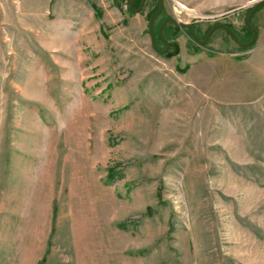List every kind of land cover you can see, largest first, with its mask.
<instances>
[{"label": "rangeland", "instance_id": "1", "mask_svg": "<svg viewBox=\"0 0 264 264\" xmlns=\"http://www.w3.org/2000/svg\"><path fill=\"white\" fill-rule=\"evenodd\" d=\"M129 3L0 0V264H264V4Z\"/></svg>", "mask_w": 264, "mask_h": 264}, {"label": "water", "instance_id": "2", "mask_svg": "<svg viewBox=\"0 0 264 264\" xmlns=\"http://www.w3.org/2000/svg\"><path fill=\"white\" fill-rule=\"evenodd\" d=\"M136 0H130L129 3V7L130 10L132 12H141L145 6L146 0H141L140 2V6L138 9L134 8V3ZM264 4V0H259L257 1V3L254 5V7H252V9L249 11L247 18H246V23L248 25V27L251 29L252 31V37L249 41L247 42H243L239 39L237 33L227 24V23H223V22H219L214 24L212 27L209 28V30L207 31L205 37L203 40H200L197 34V30L195 28V26L193 24L190 23H184V22H180L175 18H168L166 19L159 27V35L162 37L163 41L166 44L165 49H161L158 47V45L156 44V40H155V30H154V23H155V19L157 18V16L161 13L163 7H164V0H159V7L158 9L151 15L150 19H149V31H150V35H151V39H152V45L153 47L161 52V53H166L169 49V41L166 39V37L164 36V28L168 25H174L176 27L179 28H187L191 31L192 37L194 39V41H196V43L200 44V45H204L209 37L212 35V33L217 30V29H224L233 39L234 41L240 45L241 47H251L257 40V28L255 27V25L253 24V16L256 13V11Z\"/></svg>", "mask_w": 264, "mask_h": 264}, {"label": "trees", "instance_id": "3", "mask_svg": "<svg viewBox=\"0 0 264 264\" xmlns=\"http://www.w3.org/2000/svg\"><path fill=\"white\" fill-rule=\"evenodd\" d=\"M141 0H136L135 1V6H137L139 3L138 2H140ZM158 8V6H156L152 11H151V13H150V15H152V13H154V11L156 10ZM158 35H159V33H158ZM160 37V36H159ZM200 39V38H199Z\"/></svg>", "mask_w": 264, "mask_h": 264}, {"label": "bare ground", "instance_id": "4", "mask_svg": "<svg viewBox=\"0 0 264 264\" xmlns=\"http://www.w3.org/2000/svg\"><path fill=\"white\" fill-rule=\"evenodd\" d=\"M181 6L184 7V8L186 7L184 4H181Z\"/></svg>", "mask_w": 264, "mask_h": 264}, {"label": "flooded vegetation", "instance_id": "5", "mask_svg": "<svg viewBox=\"0 0 264 264\" xmlns=\"http://www.w3.org/2000/svg\"><path fill=\"white\" fill-rule=\"evenodd\" d=\"M167 19H168V18H167ZM168 26H169V25H168ZM166 27H167V26H166ZM166 27H165V28H166ZM165 28H164V29H165Z\"/></svg>", "mask_w": 264, "mask_h": 264}]
</instances>
